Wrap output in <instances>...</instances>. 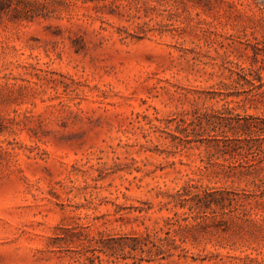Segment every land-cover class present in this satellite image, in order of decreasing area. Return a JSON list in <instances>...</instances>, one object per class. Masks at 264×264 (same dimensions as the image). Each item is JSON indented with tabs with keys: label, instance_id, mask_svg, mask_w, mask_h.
Returning <instances> with one entry per match:
<instances>
[{
	"label": "rangeland",
	"instance_id": "rangeland-1",
	"mask_svg": "<svg viewBox=\"0 0 264 264\" xmlns=\"http://www.w3.org/2000/svg\"><path fill=\"white\" fill-rule=\"evenodd\" d=\"M0 264H264V0H0Z\"/></svg>",
	"mask_w": 264,
	"mask_h": 264
}]
</instances>
